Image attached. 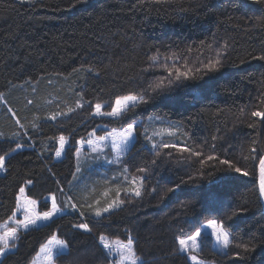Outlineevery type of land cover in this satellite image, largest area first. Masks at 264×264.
<instances>
[{
    "label": "trees",
    "instance_id": "1",
    "mask_svg": "<svg viewBox=\"0 0 264 264\" xmlns=\"http://www.w3.org/2000/svg\"><path fill=\"white\" fill-rule=\"evenodd\" d=\"M202 40L212 43V49L204 48V57H214V50L228 42L223 66L185 81L124 119L93 118L87 104L68 116L47 119L67 106L74 107L77 93L95 103L111 102L116 95L137 90L143 81L160 74L141 72L157 47L165 51L168 45L184 48ZM196 55L193 51L191 57ZM261 55L264 0H145L143 4L138 0H0V132L4 134L0 155L17 143L23 145L0 173V224L15 210L20 187L37 200V211L47 210L45 203L50 207L52 193L60 199V187L69 194L85 185L124 189L121 168L111 163L105 170L94 163L92 171L83 166L79 183L73 181L69 191L77 165V142L87 139L93 129L97 136L103 135L100 126L104 124L108 130L132 122L143 125L137 128L134 147L118 164L126 165L131 174L147 167L149 177L142 198L129 200L121 192L124 205L102 219L81 217L69 209L48 226L22 230L17 247L0 258V264H32L53 234L69 244L68 253L56 264H110L112 257L105 258L99 245L101 234L125 242L130 234L146 264H191L182 254H174L181 228L185 234L202 230L200 257L207 264H264V214L257 177L251 174L255 161L244 159L253 147L264 153V122L250 115L254 110L264 111V60L256 58ZM89 67L94 71H87ZM152 116L179 125V147L195 146V141L204 146L205 154L227 159L250 175L212 162L202 168L196 158L185 159L188 153L176 149H162L161 156H155L144 138L146 120ZM17 119L24 129L16 124ZM33 122L39 125L35 130ZM252 123L255 127L248 126ZM15 132L21 135L10 139ZM60 135L70 143L57 158ZM212 144L215 149L209 147ZM89 152L85 145L81 156ZM105 153L115 160L110 149ZM112 171L117 183L110 180ZM28 180L33 183L27 184ZM209 219L222 221L236 243L248 245V250L230 246L225 255L210 235L211 229L204 230ZM81 222L89 223L90 234L73 228Z\"/></svg>",
    "mask_w": 264,
    "mask_h": 264
},
{
    "label": "snow or ice",
    "instance_id": "2",
    "mask_svg": "<svg viewBox=\"0 0 264 264\" xmlns=\"http://www.w3.org/2000/svg\"><path fill=\"white\" fill-rule=\"evenodd\" d=\"M24 2V0H21ZM29 3H33L34 0H27ZM80 2V0H77ZM150 3H165L167 0H148ZM260 2V0H257ZM145 3V0H138V4ZM135 7V6H134ZM212 49V43L206 41H200L198 45L190 44L184 48H179L172 45L166 46L165 51H161L159 47L155 49L154 54L147 57L146 67L141 69V72H159V75L154 76L151 80L143 81L141 86L135 91H129L127 94L116 95L111 102H95L85 100L83 93H77L79 99L75 101V106H67L66 111H58L51 114L47 119L56 120L59 116H68L69 113H73L78 109H83L85 104L89 106V115L93 118L100 117L106 118L109 122L120 121L124 119L131 111L141 105H146L149 102L155 100L162 94L171 91L174 87H179L185 81L200 79L203 75L216 72L223 66L225 54L229 48L227 41L224 45L217 47L214 52V57H204V48ZM195 51L197 55L191 57V54ZM191 57V58H190ZM257 59L264 60V55L256 57ZM74 71H79L74 70ZM87 71L92 72L94 69L89 67ZM99 71H96V75H99ZM59 75V74H57ZM35 91V89H33ZM0 100H3V94L0 93ZM32 103V101H29ZM107 109V110H106ZM12 112L11 109H8ZM243 112V109H241ZM15 116V113H12ZM251 117L259 118L261 122H264V111L254 110L251 112ZM38 119V118H37ZM149 120L153 117H149ZM155 119L163 122L162 117H155ZM16 124L21 129H24L25 125L20 123V120H16ZM249 127H255V123L249 124ZM33 130L39 127L38 123L33 122L31 124ZM104 130L103 135H96V129H93L88 134V138H81L78 141L79 147L75 150L77 158V165L75 171L72 173V180L68 182L69 191L73 188V181L77 184L80 181L79 174L82 172L80 166V157L83 152L84 146L87 145L90 152L85 157L86 159L99 160L105 157V149H110L114 155L115 160H107L108 163H119L120 158L129 153L131 147H134V141H136V131L138 127H143L139 122L127 123L126 127L120 129L112 128L108 130L107 125H101ZM180 132L178 125L168 124L167 127L161 129H153L152 134H148V129L145 128L144 138L151 144V152L159 157L161 156L162 149H176L181 153H188V157L185 159H195L196 163H199L201 167L212 166L209 162L218 165H227L228 168L237 174H241L245 177L250 173L247 169H242L235 163L227 159H219L214 154H205L204 146L200 144H193L195 146L179 147L177 143H166L163 137H175ZM21 135L20 132L12 134L10 139H16ZM27 135V132H24ZM4 134L0 132V138ZM160 137L159 143L155 142L156 138ZM191 139V137H189ZM216 140V137H212ZM59 147L55 151L57 158L61 157L66 150V145L70 143L69 138L60 135L58 138ZM207 143V142H205ZM257 143L256 141L252 142ZM23 147L22 144L17 143L15 148H12L10 152H5L0 155V171L6 170V160L12 157V154L17 152ZM211 149H215V144L209 146ZM199 149V150H197ZM165 155H171V153H165ZM244 159H251L255 161L252 169V175L258 179L259 195L264 198V155L255 148H251L248 156ZM152 164L155 165L156 161L153 160ZM137 173L141 175H132L129 178L128 168L124 166L121 176L123 182L131 185V187H125L123 189L124 196L129 200L142 198L146 192L145 182L148 180L147 167L137 168ZM197 171H200L198 169ZM114 181L118 178L113 177ZM192 180V177H189ZM27 184L31 185L32 180H28ZM181 183H185L181 181ZM105 184H107V177L105 178ZM179 187V185H177ZM173 189L169 188L171 192ZM60 192V199L57 195L52 193L50 196V207L45 203V211H37V200L31 198V196L25 195V188H19V195L16 198L15 210L12 215L8 217L2 224H0V258L5 257L8 253L12 252L17 247V242L21 239V231H30L37 225L48 226L49 222H53L60 214L66 213L69 209L78 212L81 217L91 216L94 219H102L106 214H111L115 210L121 208L125 203V199L121 198V188L116 186L115 189L111 186L97 188L95 186H83L79 192L75 194H69L65 192L63 187L58 188ZM153 191H156L154 188ZM114 192V197H113ZM76 202H73V201ZM183 206V205H182ZM18 214H22V218H17ZM73 228L85 233H91L92 228L89 227L88 222H81L74 224ZM211 229V236L215 237L216 244L221 246L225 250L224 254L227 255V251L230 246L236 248L243 247L245 251L248 250V245L236 243V237L226 230L222 221L216 219H209L204 230ZM202 230L197 229L194 234H185L184 230L180 229V234L176 235L175 242L178 245L174 249V254H182L187 261L191 264H207V262L200 257L202 251L201 240ZM99 245L102 246V251L105 252V258L112 257L110 264H146L145 261L137 254L135 250V241L129 234L126 242L116 239L110 240L104 234L99 235ZM69 251V244L65 240L58 239L53 234L45 244L41 245L39 252L36 254L38 259L33 260L32 264H56L58 258L67 254ZM235 255L239 256V253Z\"/></svg>",
    "mask_w": 264,
    "mask_h": 264
},
{
    "label": "rangeland",
    "instance_id": "3",
    "mask_svg": "<svg viewBox=\"0 0 264 264\" xmlns=\"http://www.w3.org/2000/svg\"><path fill=\"white\" fill-rule=\"evenodd\" d=\"M153 117V119H151V120H149V119H147L146 120V124H145V128H147L148 129V134L149 135H151L152 134V131H153V129H161V128H165V127H167L168 126V124L169 123H171L172 125H178V124H176L175 122H172L171 120H167V119H164L163 118V122H161L160 120H157V119H155V117H160V116H152ZM179 126V125H178ZM145 130V129H144ZM145 132V131H144ZM178 135L179 134H177V136H175V137H168L167 135H165L164 137H163V139L165 140V142L166 143H177V144H181L182 142H179V139H178ZM159 140H160V137H157L156 138V141L155 142H157V143H159ZM149 145L151 146V144L149 143ZM107 160H112L111 158H110V156L108 155V154H106L105 153V157H103V158H101V159H99V160H95V159H86L84 156H81V158H80V166H81V168H82V170H83V166L85 167V168H91V171H92V169H94V163H100L101 164V166H105L106 167V169L105 170H107V167L108 168H110V166H109V164L110 163H108L107 162ZM112 165H114V166H117L120 170V174H121V172H122V170H123V168H124V166H126V165H119L118 163H112ZM158 168V167H157ZM113 170V169H112ZM3 171H0V173H2ZM111 173V177H110V180H113L112 178L114 177V171H112V172H110ZM106 175V174H105ZM128 175H129V178L132 176V175H141V174H134V173H130V172H128ZM159 175V174H158ZM79 176H81V174H79ZM123 181V180H122ZM118 181H115V183H117ZM162 182V181H161ZM115 185V184H114ZM124 185V188L125 187H131V185H128V184H126V183H124L123 184ZM112 187V186H111ZM122 188V187H121ZM121 192H123V189L121 190ZM122 195V194H121Z\"/></svg>",
    "mask_w": 264,
    "mask_h": 264
},
{
    "label": "water",
    "instance_id": "4",
    "mask_svg": "<svg viewBox=\"0 0 264 264\" xmlns=\"http://www.w3.org/2000/svg\"><path fill=\"white\" fill-rule=\"evenodd\" d=\"M262 155H264V153ZM257 189H258V195H259L258 179H257ZM259 199H260V203L262 205V212L264 214V198H261L259 195Z\"/></svg>",
    "mask_w": 264,
    "mask_h": 264
}]
</instances>
